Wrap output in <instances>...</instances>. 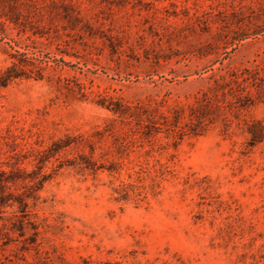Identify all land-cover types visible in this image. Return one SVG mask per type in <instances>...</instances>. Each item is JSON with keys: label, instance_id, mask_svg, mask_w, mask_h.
<instances>
[{"label": "rangeland", "instance_id": "rangeland-1", "mask_svg": "<svg viewBox=\"0 0 264 264\" xmlns=\"http://www.w3.org/2000/svg\"><path fill=\"white\" fill-rule=\"evenodd\" d=\"M0 264H264V0H0Z\"/></svg>", "mask_w": 264, "mask_h": 264}, {"label": "trees", "instance_id": "trees-1", "mask_svg": "<svg viewBox=\"0 0 264 264\" xmlns=\"http://www.w3.org/2000/svg\"><path fill=\"white\" fill-rule=\"evenodd\" d=\"M9 77H10V76H9ZM9 77H7V79H8Z\"/></svg>", "mask_w": 264, "mask_h": 264}]
</instances>
